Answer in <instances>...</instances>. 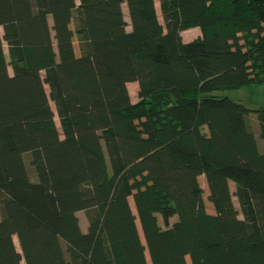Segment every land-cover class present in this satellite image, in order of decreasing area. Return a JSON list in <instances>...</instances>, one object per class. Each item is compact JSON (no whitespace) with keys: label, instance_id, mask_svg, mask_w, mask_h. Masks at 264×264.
Instances as JSON below:
<instances>
[{"label":"trees","instance_id":"trees-1","mask_svg":"<svg viewBox=\"0 0 264 264\" xmlns=\"http://www.w3.org/2000/svg\"><path fill=\"white\" fill-rule=\"evenodd\" d=\"M0 29V264H264V109L219 95L264 84V0H0Z\"/></svg>","mask_w":264,"mask_h":264},{"label":"rangeland","instance_id":"rangeland-1","mask_svg":"<svg viewBox=\"0 0 264 264\" xmlns=\"http://www.w3.org/2000/svg\"><path fill=\"white\" fill-rule=\"evenodd\" d=\"M68 17L70 18V13H69ZM69 24L72 26L71 20H69ZM0 31L2 33V29H0ZM200 34H201V32H200L199 28H193V29L183 31L181 35L185 41H190V40H193L194 38H196ZM75 47H76L77 52H79V48H78V44H77L76 40H75ZM77 54H79V53H77ZM10 72H12V71L10 70ZM128 87H129V90H130V93L132 94V96L136 97L137 90H138V84L137 83H130L128 85ZM219 95H221L222 97H229L230 99H232L234 101L241 102L244 105L251 107V108H254V109H258V110L264 109V84L250 85V86H245V87H242V88L236 89V90L223 91V92H219ZM14 163L16 165L17 170L20 172L21 184L24 187H29L30 177L27 173V167H26V164L24 163L23 157L21 155L14 157ZM150 166L154 172L158 173L161 176L162 181H165L164 172H163L161 163L159 161H154V162L150 163ZM200 183H201V185L205 191L204 198H205L207 211L209 213H214L213 205L211 202L208 201L209 192H208V187H207V183H206L204 176L200 177ZM130 203L134 209V200L132 198L130 199ZM82 219H83V216H82ZM172 220L174 221L175 219H172ZM173 221H171V224L173 223ZM160 222H161V224L163 223L161 219H160ZM81 225H82L83 231H86L87 221L83 219ZM55 241H56L57 245L61 247L60 240L56 236H55ZM64 256H65L64 251L62 249H60L61 262H62V264H67ZM98 259L101 262L105 261L104 256L102 254V251L99 252ZM101 264H103V263H101Z\"/></svg>","mask_w":264,"mask_h":264}]
</instances>
